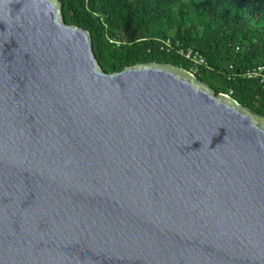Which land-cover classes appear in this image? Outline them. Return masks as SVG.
Listing matches in <instances>:
<instances>
[{
	"label": "water",
	"instance_id": "95a60500",
	"mask_svg": "<svg viewBox=\"0 0 264 264\" xmlns=\"http://www.w3.org/2000/svg\"><path fill=\"white\" fill-rule=\"evenodd\" d=\"M0 264H264V116L0 0Z\"/></svg>",
	"mask_w": 264,
	"mask_h": 264
},
{
	"label": "trees",
	"instance_id": "16d2710c",
	"mask_svg": "<svg viewBox=\"0 0 264 264\" xmlns=\"http://www.w3.org/2000/svg\"><path fill=\"white\" fill-rule=\"evenodd\" d=\"M59 1L104 72L172 64L264 116V85L245 76L264 64V0Z\"/></svg>",
	"mask_w": 264,
	"mask_h": 264
},
{
	"label": "built area",
	"instance_id": "2783aa9c",
	"mask_svg": "<svg viewBox=\"0 0 264 264\" xmlns=\"http://www.w3.org/2000/svg\"><path fill=\"white\" fill-rule=\"evenodd\" d=\"M189 56V54H187ZM245 76L250 79H257L258 82L264 85V64L258 65L246 72Z\"/></svg>",
	"mask_w": 264,
	"mask_h": 264
}]
</instances>
